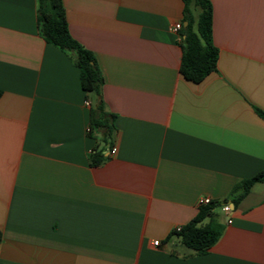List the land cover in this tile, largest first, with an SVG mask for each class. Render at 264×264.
Returning <instances> with one entry per match:
<instances>
[{"label":"crops","instance_id":"1","mask_svg":"<svg viewBox=\"0 0 264 264\" xmlns=\"http://www.w3.org/2000/svg\"><path fill=\"white\" fill-rule=\"evenodd\" d=\"M211 3L217 70L197 83L172 30L183 0H63L97 94L40 35L37 0H0V264H264V181L227 202L231 222L214 210L224 228L208 252L174 233L202 197L223 202L264 169V0ZM100 99L111 146L88 132Z\"/></svg>","mask_w":264,"mask_h":264},{"label":"trees","instance_id":"2","mask_svg":"<svg viewBox=\"0 0 264 264\" xmlns=\"http://www.w3.org/2000/svg\"><path fill=\"white\" fill-rule=\"evenodd\" d=\"M182 27L183 55L180 72L186 79L201 82L217 70L219 49L212 39L213 6L211 0H183ZM37 25L40 35L49 43L69 52L80 70V80L86 93H99L104 78L93 52L79 43L70 33L63 0H37ZM200 9L195 29V18L191 6ZM1 94V91H0ZM264 117V111L257 109ZM115 114L105 108L100 99L90 110L89 135L99 138L110 146L115 135ZM100 135V136H99ZM105 158L104 149L90 154L92 165ZM264 181V169L251 177L244 178L232 189L223 202L211 201L201 204L194 218L174 233L186 247L198 254H204L217 242L223 231V224L217 219L215 209L228 201L235 206L249 192L255 182ZM2 232L0 230V241Z\"/></svg>","mask_w":264,"mask_h":264},{"label":"built area","instance_id":"3","mask_svg":"<svg viewBox=\"0 0 264 264\" xmlns=\"http://www.w3.org/2000/svg\"><path fill=\"white\" fill-rule=\"evenodd\" d=\"M182 27H183V23H182V21H177V22L172 26V30L175 31V32H179V31L182 29ZM85 103H86L87 105L90 104V102H89L88 100H86ZM116 150H117V148H116L115 146H113V147L110 148L109 153H110V154H115V153H116ZM211 201H212V200H211L210 197L205 196V197H202V198L200 199V204H208V203H210ZM222 209H223V211H224L226 214H228L227 221H228V222H231V217H230V215H229V212L232 210V206H231V204H229V203H225V204H223ZM181 228H182V226L178 225V226L175 227V231H180ZM154 244H159V240H155V241H154Z\"/></svg>","mask_w":264,"mask_h":264},{"label":"water","instance_id":"4","mask_svg":"<svg viewBox=\"0 0 264 264\" xmlns=\"http://www.w3.org/2000/svg\"><path fill=\"white\" fill-rule=\"evenodd\" d=\"M187 23H188L187 21L184 22L185 25H186ZM233 207H234V205L232 204V208H233Z\"/></svg>","mask_w":264,"mask_h":264}]
</instances>
